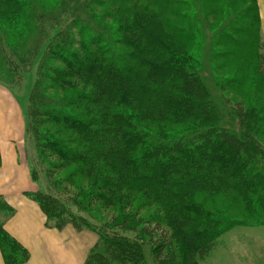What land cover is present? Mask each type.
Returning <instances> with one entry per match:
<instances>
[{
  "label": "trees",
  "instance_id": "16d2710c",
  "mask_svg": "<svg viewBox=\"0 0 264 264\" xmlns=\"http://www.w3.org/2000/svg\"><path fill=\"white\" fill-rule=\"evenodd\" d=\"M25 1L0 0L4 30L24 26L29 14ZM252 1L244 10L231 5L225 12L255 16L244 29L256 52L254 27L258 21L261 30V19L258 0ZM93 2L96 24L101 23L107 33L95 31L85 37L88 26L77 24L75 30L60 32L48 47L49 61L57 65L43 75L62 91H74L64 96L71 98L64 107L72 111L71 105L80 104L82 110L73 115L63 106L41 112L30 109L37 131L29 124V112L26 136L35 132L39 159L47 161L56 187L74 193L72 203L99 205L112 213L101 227L74 213L60 194L43 190L40 173L32 166V180L40 189L27 195L40 206L48 228L97 231L86 264L117 260L145 264L144 242L152 244L158 264H198L211 253L213 233L220 229V219L206 211L216 192H236L252 211L245 215L248 219L264 215V154L254 142L223 128L196 70L197 60L188 54L186 43L172 35L187 32L179 22L182 16L170 14L175 22L164 17L165 7L181 0ZM219 39L221 44L238 46L228 37ZM216 55L217 61L229 58ZM255 60L264 80V57ZM231 107L244 123L248 121L250 110L243 104ZM253 111L258 127L264 121V103ZM44 120L52 121L53 127L46 128ZM73 164L68 176L56 178V170ZM234 201L235 206L237 198ZM144 207L152 211L140 217ZM15 213L0 195V250L5 264H24L29 258L25 246L5 228ZM125 232H133L135 241L127 239Z\"/></svg>",
  "mask_w": 264,
  "mask_h": 264
},
{
  "label": "rangeland",
  "instance_id": "374dc122",
  "mask_svg": "<svg viewBox=\"0 0 264 264\" xmlns=\"http://www.w3.org/2000/svg\"><path fill=\"white\" fill-rule=\"evenodd\" d=\"M93 1L26 0L29 14L26 16L23 27L4 30V26H1L3 24L0 23V81L11 85L12 88L10 89L19 96L23 105H25L27 117L30 112L29 124L30 122L33 123L35 131H37L36 117L30 109L41 112L49 107L58 108L63 106L64 101L70 103L71 98L64 96L75 94L74 91L64 92L52 82L43 79L45 71L52 64H56L49 61L48 47L60 32L66 31L69 27L75 30L74 24L88 26L89 32L94 30L92 33L86 31L85 37H92L91 35L95 31L107 33L101 23L96 24L98 17L92 10L95 7ZM181 1L180 4L165 7L166 15L164 17L166 21L175 22L176 20L170 14L176 13L182 16L179 22L187 30L185 34L172 35L178 40H176L177 42L186 43L185 48H187L188 54L193 55L197 60L196 70L220 113V123L223 128L245 141L254 142L264 154V121L257 127L255 124L257 114L253 111V109L259 108L264 103V80L258 72L260 58L258 64L255 60L257 56L264 57V39L259 29L260 23L257 21V25L255 24L254 27L255 31L257 30L256 56L253 44L249 41L245 34L246 29H244L246 22L252 20L255 16L253 17L251 13H248L240 17L233 14L232 11L228 14L225 12V8L231 7V5L233 9L244 10L247 6L253 4V1L208 0L206 4L203 3V0ZM211 4L214 5V8L211 7ZM30 12L32 15H30ZM102 12L100 11V13ZM109 22L112 21L109 20ZM240 29L245 30V32L239 34L237 31ZM170 31L174 33L171 27ZM220 36L228 37V40H232L231 43L238 44V46L221 44V41H219L221 40L219 39ZM63 38L59 37L57 40ZM88 39L85 38L84 40L87 41ZM122 49L126 48L122 47ZM216 53L229 56V58L224 59L221 57L217 61ZM237 104H243L245 109L250 110L246 123L243 122L239 114L233 112L231 106H237ZM80 107V104H73L71 105L72 111L68 106L62 108L75 115L81 112ZM44 121L47 122L46 128L53 127L52 121ZM38 141V137L32 131L31 136L29 133L24 142V154H26L31 180L32 166L40 173V185H42L44 191L53 195L60 194L61 199L66 202L68 208L74 213L84 216L90 222L98 224L99 227L107 223L112 210L106 212L99 205H96L95 208L86 205L78 207L72 203L75 197L74 193L64 192L62 187L54 185L55 181L51 179V173L48 174L47 161H41L37 155L36 146ZM74 168L75 164L64 170H61V168L56 170V178L68 176L71 170L74 171ZM32 182L36 185V191H38L40 189L39 184L33 180ZM236 198L238 204L234 206L233 202ZM254 199L256 203L257 197L255 195ZM137 201L139 205L142 198L140 197V200ZM151 211L146 207L142 208L140 217ZM206 211L219 218L221 224L220 229L213 233L212 245L214 247L211 253L208 257L199 261L198 264H264V215L258 216L259 219L257 218V220L246 218L245 215L252 213V211H249L244 199L236 192L227 190L216 192L215 196L211 197L207 203ZM40 215L41 220L44 221V228L41 231L31 230L34 237L46 239L57 236L63 240L65 238L62 232L67 229L68 232L65 233V237H67V244L70 243L67 245L68 250L76 251L75 253L78 256L83 257V259L68 257L65 260L62 248L57 246L54 250L51 249L50 252L57 257L58 263L86 264L84 257L87 256V260L91 249L94 247L98 239L97 231L77 232L72 226H68L63 230L51 229L46 226L45 215L43 213ZM33 219L34 214L30 213V222ZM124 236L135 241L133 232H125ZM40 247H42V252L47 249L44 245ZM141 249L145 264H158L155 261L153 246L150 242H144ZM30 250H28L29 258L24 264H28L29 260L32 259L34 248H30ZM114 264L121 263L117 260Z\"/></svg>",
  "mask_w": 264,
  "mask_h": 264
},
{
  "label": "crops",
  "instance_id": "0c3cea01",
  "mask_svg": "<svg viewBox=\"0 0 264 264\" xmlns=\"http://www.w3.org/2000/svg\"><path fill=\"white\" fill-rule=\"evenodd\" d=\"M261 19V31L264 39V0H258ZM11 86L0 82V195L4 196L8 203L16 210L6 229L29 251L34 248L32 259L28 264H60L57 257L51 253V249L60 246L65 260L68 257L78 256L68 250L67 229L62 232L65 239L54 236L46 239H38L33 236L31 230L41 231L44 221L41 220L40 206L28 197V193L36 192L37 187L30 178L26 154H24V142L27 135V115L25 105ZM29 104V103H28ZM30 213L34 219L30 222ZM45 246L42 252L40 246ZM86 257L84 260L86 262ZM0 264H5L0 251ZM74 264V263H71Z\"/></svg>",
  "mask_w": 264,
  "mask_h": 264
}]
</instances>
